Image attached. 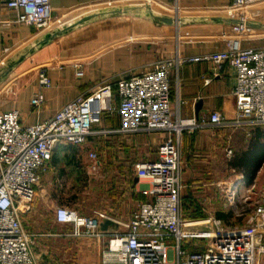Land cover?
I'll use <instances>...</instances> for the list:
<instances>
[{"label":"built area","instance_id":"1","mask_svg":"<svg viewBox=\"0 0 264 264\" xmlns=\"http://www.w3.org/2000/svg\"><path fill=\"white\" fill-rule=\"evenodd\" d=\"M6 1L18 11L17 22L44 29L53 21L51 0ZM260 1L233 0L228 14L251 19L259 13L255 7ZM245 29L249 28L237 25L226 30L225 49L185 59L211 61L218 69L225 63L235 68L233 118L220 111L199 121L173 117L170 74L178 65L175 58L159 59L152 69L115 83L102 81L43 122L26 125L17 109L0 113V264H38L34 234L25 227L23 213L31 209L36 185L50 170L54 151L62 144H85L106 112L119 113L121 123L115 131L121 134L152 130L168 134L159 143L156 160L135 163L136 177L147 179L149 187L141 192L149 198L139 202L131 220L117 231L103 229L102 223L110 218L104 211L86 216L68 205L56 207V221L71 224L74 236L106 239L100 264H258L264 253V189L244 226H228L217 216L188 221L182 200L184 131L264 126V47H243ZM39 84L52 85L46 67L39 69ZM44 100L40 92L31 103L40 109ZM88 154L98 168V153ZM194 224H208L210 229L190 230ZM192 238L201 240V250L188 246Z\"/></svg>","mask_w":264,"mask_h":264},{"label":"crops","instance_id":"2","mask_svg":"<svg viewBox=\"0 0 264 264\" xmlns=\"http://www.w3.org/2000/svg\"><path fill=\"white\" fill-rule=\"evenodd\" d=\"M232 1L51 0L53 21L49 27L38 29L33 25L17 22L18 11L10 8L6 0H0V70L12 60L18 61L19 54L34 45L45 33L63 22L68 23L95 10L144 3L149 4L156 12L175 19L169 24L157 22L145 14L131 13L111 15L75 27L26 55L2 78L0 113L17 109L26 125L43 122L63 105L81 94L89 93L102 81L115 83L121 77L152 69L159 59L175 58L178 65L170 74L173 117L199 121L212 111H220L233 118L236 114V98L233 94L235 68L229 63L218 69L211 61H185L189 57L226 48L224 32L234 25L226 23V18L223 17H231L228 8ZM255 8L259 13L251 20L264 23V0L256 4ZM241 44L243 47H264V29H245ZM41 67L48 69L52 79L49 87L39 84ZM40 92L44 94L45 100L40 109H35L31 100ZM120 123L117 115L97 122L85 143L86 146H92L89 151L94 150L95 146L96 149L103 148V141L110 139L120 148L121 156L132 157L137 151L144 149V159L140 161L158 158V146L167 138L166 132L152 130L141 132L144 136L141 133L125 135L115 131ZM219 128L201 126L194 132L186 130L183 133L182 193L193 206L204 205L217 186L215 153L220 147L221 137L214 132L219 131ZM71 155L75 156L63 146V150L52 158L50 170L43 175L41 183L36 185L31 207V212H37L46 205L49 206L53 211V222L63 228L73 226L58 223L55 209L58 205L72 206L56 191L62 169ZM241 176L244 177L243 173ZM136 179L135 173L132 186L139 196L136 206L127 213L126 200L117 202L119 208L124 206L125 209L119 210L121 213L109 212V220L112 221L107 228L109 231H117L116 224L128 223L139 202L149 198L141 192L143 188L149 187L147 179ZM241 183L238 182L237 185L244 186L246 182L243 179ZM90 239L96 242L100 264L101 241Z\"/></svg>","mask_w":264,"mask_h":264},{"label":"rangeland","instance_id":"3","mask_svg":"<svg viewBox=\"0 0 264 264\" xmlns=\"http://www.w3.org/2000/svg\"><path fill=\"white\" fill-rule=\"evenodd\" d=\"M259 127L261 132L257 130L255 136H253L254 128L235 130L219 128V131L214 132L221 137L220 147L215 153L217 155L215 162L217 186L214 187L212 196L201 206L191 205L182 193L183 215L186 220L194 221L216 216L218 210H223L231 213L230 218L224 221L226 225L244 226L247 224V219L252 214L255 203L264 189V167L260 168L253 184L244 183V186H240L239 184H242L241 181L244 179L241 176L242 171L230 166L229 161L236 149L251 141V137L255 139L260 133V140L264 141V126ZM140 135L144 136V133ZM91 147L85 144L75 147L68 146L67 150L75 156L66 161V168L62 169V177L58 181L56 194L61 195L82 215H94L96 211H104L108 215L109 212L121 213L119 210H124L125 207L119 208L117 202L124 200L128 203L126 211L130 213L139 197L134 190L135 187L132 186L135 163L144 159V149H140L132 157L131 155L121 156L120 148L115 146L113 140H104L103 148L96 149V146L93 148L98 153V161L101 162L100 167L94 168L95 162L89 158L88 154ZM31 211L32 208L23 213V222L27 230L34 234V253L38 264H99L94 240L92 241L90 237L74 236L71 234L72 227L63 228L55 224L53 211L47 205L40 211ZM200 213L205 216L196 218ZM116 225L118 230L124 229L122 224ZM105 242H107L106 239L100 243L101 253ZM199 244L202 243L198 238L188 239V246L191 249L201 248ZM263 257L264 253H261L258 264H264Z\"/></svg>","mask_w":264,"mask_h":264},{"label":"water","instance_id":"4","mask_svg":"<svg viewBox=\"0 0 264 264\" xmlns=\"http://www.w3.org/2000/svg\"><path fill=\"white\" fill-rule=\"evenodd\" d=\"M131 13H138V14H145L149 16L150 18L154 19L157 22H163V23H169L172 24L175 19L163 15L161 13L156 12L149 4H138V5H124V6H112L107 7L104 9L95 10L93 12H90L88 14H85L81 16L78 19H75L73 21H70L68 23H65L61 26L56 27L55 29L45 33L39 40H37L34 45L31 47L26 48L22 53L19 54V60L24 58L29 53H33L37 48H40L44 46L45 44L51 42L57 37H60L70 31H72L75 27H78L82 24H86L88 22H91L93 20L105 18L111 15H122V14H131ZM220 18V17H217ZM226 18L225 21L228 24L237 26V25H244L248 28H262L264 29V23L263 22H257L251 19H240L235 17H223ZM17 59L12 60L11 63L8 65H4L0 70V81L3 77L6 76V74L11 70V68L18 62ZM138 180V177L137 179ZM112 221L107 219L102 223L103 229H107L109 224H111ZM190 230H209L208 224H194L188 227Z\"/></svg>","mask_w":264,"mask_h":264},{"label":"trees","instance_id":"5","mask_svg":"<svg viewBox=\"0 0 264 264\" xmlns=\"http://www.w3.org/2000/svg\"><path fill=\"white\" fill-rule=\"evenodd\" d=\"M115 115L119 116V118H120V115L117 112H114V113L106 112L104 114L103 118L109 119V118H113ZM120 122H121V118H120ZM253 130H254L253 136H255L256 135L255 132L257 130L260 131V127H256ZM259 135H260V133H259ZM259 135L255 139H254V137H251L252 138L251 141H249L248 143H246L245 145H243L241 147H238V149H236L235 153L233 154L234 156L229 161L230 166L237 168V169L242 171V173L244 175V180H245L246 184H248V185H251L254 183L260 168L264 164V141L260 140ZM63 146L65 149H67L68 146L75 147V146H79V145H75L72 143L62 144V145H60V148H58L53 153V157L56 155V153L58 151L63 150ZM72 158H73V156L71 155L69 157V160H71ZM186 200L190 202V200H188L187 196H186ZM183 205H184V203H183ZM230 215H231V213H228V212L223 211V210H218L216 212V216L218 218H221L225 222L230 218ZM204 216H205V214L200 213L196 216V218H202ZM199 245H201V248L193 247L192 249H197V250L202 249L203 248L202 244H199Z\"/></svg>","mask_w":264,"mask_h":264}]
</instances>
